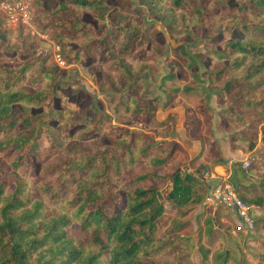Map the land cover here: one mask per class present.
<instances>
[{
  "label": "trees",
  "instance_id": "trees-1",
  "mask_svg": "<svg viewBox=\"0 0 264 264\" xmlns=\"http://www.w3.org/2000/svg\"><path fill=\"white\" fill-rule=\"evenodd\" d=\"M110 1L63 0L51 18L50 15L43 17L45 30L57 32L53 40L63 46L66 65H79L87 55L104 49L107 58L117 55L119 71L132 76V68L120 55L130 57L136 45L150 44L151 28L136 25L125 11L127 0H115L118 5L114 7ZM234 1L236 6L233 7L229 6L230 0H141V3L166 26L172 39L190 35L193 26H219L222 34H233L237 30L242 35V38L230 39L222 50L211 54L227 65L212 73L210 82L219 86L218 94L223 101L237 106L233 111L221 112L229 127L248 123L246 129L235 132L233 137L249 152L257 143L260 126L264 135V0ZM86 15L92 23L83 20ZM173 51L184 58L187 55L182 43L173 47ZM35 61V57L25 62L19 58L17 63L0 66L1 151L32 156L39 140L46 137L50 146L45 152L56 153L62 147L55 145V133L68 139L72 130L82 126L84 128L76 137L85 139L99 133L107 121L111 122L112 116L106 111L91 109L81 114L62 94L67 85L60 81L35 93L20 89L27 82V74ZM41 74L51 76L48 71ZM65 79L66 76L62 80ZM175 79V75H170L166 82L169 88L175 87L171 86ZM136 88L131 87L129 93L119 99H110L108 108L117 118L127 116L138 120L139 126H133L137 129L112 125L107 134L115 142V150L105 149L92 156L75 154V158L59 170L60 189L51 192L48 199L38 201L29 195L22 197L25 184L18 178L11 180L14 189L10 194L0 182V264H184L186 257L181 242L168 240L160 244L158 236L169 214L156 184L170 182L168 199L182 207L193 200L198 181L178 169L165 177L139 171L140 165L162 170L174 161L176 147L166 141H156V138H169L173 121L178 116L169 113L159 121L156 116L158 102L155 99L142 101ZM173 90L178 92L179 88ZM183 90L193 89L187 86ZM55 99H59L58 109L53 104ZM15 104L22 108L19 115L13 114ZM34 107L41 112L33 115L31 109ZM163 110L167 111L168 107ZM196 110L203 115L211 113L208 106ZM246 111L252 114L246 117ZM191 112L187 107V116ZM187 125L196 128L190 123ZM206 136L210 142L213 140L210 132ZM219 153L216 145L209 144L197 158L210 159L218 154L212 166L224 167L226 161ZM86 168L91 170L88 174L83 173ZM234 175L233 187L248 204L249 216L264 227V195L254 201H250L248 195L254 188L264 194V161L247 170L235 168ZM69 183H72L73 192L65 198L63 187ZM120 192L125 193L121 210L118 209ZM60 193L61 202L57 201ZM75 224L84 233L80 239H73L67 233ZM208 225L210 229L211 221ZM164 247L170 248L174 261L154 259ZM200 249L203 251L202 264H210V251ZM212 260L214 264H245L237 260L235 253L225 250L215 252Z\"/></svg>",
  "mask_w": 264,
  "mask_h": 264
},
{
  "label": "rangeland",
  "instance_id": "rangeland-1",
  "mask_svg": "<svg viewBox=\"0 0 264 264\" xmlns=\"http://www.w3.org/2000/svg\"><path fill=\"white\" fill-rule=\"evenodd\" d=\"M62 1L0 0V66L17 63L19 58L25 62L35 57L34 67L27 74V82L23 83L20 89L35 93L60 81L67 85L64 86L62 94L79 108L81 114L91 109L106 111L112 119L111 122L107 121L99 133L85 139L76 137V133L84 128L82 126L72 130L68 139H63L55 133L54 143L62 147L56 153L45 152L50 146L46 137L39 140L32 156H22L18 151L0 150V182L6 185V193L10 194L14 189L11 180L18 178L25 184L22 197L29 195L34 200L44 201L51 192L60 189L59 170L69 164L75 154L92 156L105 149L115 150L117 146L107 134L109 128L119 125L137 129L133 126H139V121L127 116L117 118L108 108L109 101L113 98L119 99L129 93L131 87L133 89L137 86L136 93L142 101L155 99L158 102L156 116L159 121L165 119L169 113H176L178 116L173 121L170 137L156 138V141H166L171 147H176L174 161L162 170L140 165L139 171L165 177L171 176L175 169H178L183 175L189 174L198 181L194 186L193 200L182 207L175 206L168 199L172 188L170 182L156 184L160 200L169 214V220L163 225L158 236L160 244L163 245L168 240L181 242L184 246L182 253L186 257L184 264H202L201 247L210 251V264H214L212 255L224 250L235 253L240 263L264 264L262 224L255 223L252 219L254 228L245 235L240 231L244 229V223L238 213L210 200L214 187L223 180L234 185L235 168L247 170L264 161V135L261 126L254 148L249 152L245 151L234 141L233 136L235 132L246 129L248 123L241 122L233 128L229 127L221 112L226 109L233 111L237 106L231 101H223L218 94L219 86L210 82L212 73L227 65V62L215 59L211 54L222 50L230 39L242 38V35L237 30L233 34H222L219 26H193L190 35L172 39L166 26L151 15L141 0H127L125 11L135 20L136 25L151 28L150 44L144 47L136 45L130 57L120 55L132 68V76L119 71L116 67L117 55L107 58L104 49L87 55L79 65H66L63 46L53 40L57 32L45 30L43 22V17L50 15L51 18ZM109 3L112 7L118 5L115 0ZM229 6H236L235 1L230 0ZM83 20L92 23L88 15L84 16ZM124 38L126 36L122 39ZM180 43L184 45L187 54L185 58L173 51V47ZM56 67L58 71H55ZM42 71H48L51 76L45 77L41 74ZM170 75H175L176 79L171 82V86L175 87L169 88L166 82ZM65 76L66 79L62 80ZM187 86L193 90L184 91L183 88ZM176 87L179 88L178 92L173 90ZM53 104L58 109L59 99H55ZM205 106L211 109V113L203 115L197 112V108ZM166 107L168 110L164 111L163 108ZM187 107L192 109L188 116ZM40 112V108L31 109L33 115ZM20 113L21 106L15 104L13 114ZM251 114L252 111L245 112L246 117ZM187 123L195 125L196 128L188 126ZM207 132L212 135L211 142L206 136ZM209 144L216 145L220 151L219 155L226 161L224 167L215 169L212 166V161L218 154L210 159L197 158ZM244 163L249 164L246 169L242 167ZM89 171L91 170L86 168L83 173L88 174ZM72 192V183H69L63 187L62 195L67 198ZM249 193L250 201L264 195L258 188L251 189ZM120 196L119 210L124 207L125 193L120 192ZM57 201L61 202V193ZM208 221L212 223L210 229ZM67 233L73 239L84 236L77 224L69 227ZM154 259L162 262L174 261L175 258L170 248L164 247L154 255Z\"/></svg>",
  "mask_w": 264,
  "mask_h": 264
},
{
  "label": "built area",
  "instance_id": "built-area-1",
  "mask_svg": "<svg viewBox=\"0 0 264 264\" xmlns=\"http://www.w3.org/2000/svg\"><path fill=\"white\" fill-rule=\"evenodd\" d=\"M248 166L249 164L247 163L242 164L244 169ZM210 200L227 206L238 213L244 223V229H240L243 234L247 235L250 230H253V221L249 216V206L239 197L232 184L227 181H223L216 185L213 189Z\"/></svg>",
  "mask_w": 264,
  "mask_h": 264
},
{
  "label": "crops",
  "instance_id": "crops-1",
  "mask_svg": "<svg viewBox=\"0 0 264 264\" xmlns=\"http://www.w3.org/2000/svg\"><path fill=\"white\" fill-rule=\"evenodd\" d=\"M217 167H221V168H222V166H217ZM217 167H215V169H216ZM223 181H225V180H223Z\"/></svg>",
  "mask_w": 264,
  "mask_h": 264
},
{
  "label": "water",
  "instance_id": "water-1",
  "mask_svg": "<svg viewBox=\"0 0 264 264\" xmlns=\"http://www.w3.org/2000/svg\"><path fill=\"white\" fill-rule=\"evenodd\" d=\"M201 169H204V167H201ZM158 195L160 196V194L158 193Z\"/></svg>",
  "mask_w": 264,
  "mask_h": 264
}]
</instances>
